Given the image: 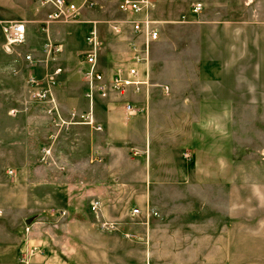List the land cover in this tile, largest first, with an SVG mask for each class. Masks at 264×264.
<instances>
[{
  "label": "rangeland",
  "instance_id": "1",
  "mask_svg": "<svg viewBox=\"0 0 264 264\" xmlns=\"http://www.w3.org/2000/svg\"><path fill=\"white\" fill-rule=\"evenodd\" d=\"M19 1L20 4L33 5L38 12L30 18L10 20H27V38L12 51L6 50L3 45L0 50V215H94L100 218L101 215L123 213L134 215L130 212L135 208L140 209V213L135 215H145L151 221L163 215H190L188 219L178 221L179 227L188 222L198 226L202 232L208 230L209 224L212 247L213 242L222 241L223 252L220 255H226L237 264H264V74L250 75V61H246L245 74L226 77V102L219 107L218 102L213 101L219 96V76L174 77L170 75L169 68L153 71L151 66L155 61H164L166 56L170 59L176 51L184 54L183 58L192 52L195 53L193 56H197V50L203 46L187 43L188 35L203 36L206 31L187 28L189 12L182 11L180 20L184 22L180 25L183 27L177 28V33H172L169 27H160L167 43L164 45L158 41L152 45L149 67L150 85L154 88L151 86L150 94L161 100L172 99L175 93L174 98L177 99H192L190 96L203 99L201 93L196 92L197 85L203 81L210 83V107H194L193 111L191 108L162 110L175 112L179 124H186L187 120L196 124L210 120L212 130L205 134V140H202V131L194 138L178 133V140L170 131L158 135L162 146L173 148L178 145V155L161 157L163 163H170L177 171L150 173L145 170L139 163V159L144 157L139 143H132L125 146L130 153L127 159L130 164L123 163L121 155L117 156L114 163L89 170L80 184L75 183L80 175L73 169L57 172L52 168L49 172H35L32 165L41 164L39 150L42 146L52 145L53 152L65 154L75 162L82 158L81 154L88 156L91 135L90 126L86 124L54 125L53 116L44 109L40 111L41 104L32 100L26 83L28 74L34 72L38 78H45L56 67H62V73L54 75L52 88L62 104L64 117L69 119V109L78 107L81 110L86 106L85 102L82 103L83 95L87 96L88 85L84 76L86 64L83 50L84 36L93 26L89 21L98 22L101 40L99 61L104 69L127 61L128 44L123 34L114 33L110 28V20L124 18L114 0H95L93 6L84 7L82 18L88 22H53L48 32L40 24L50 7H38L34 0ZM75 1L81 3V0ZM152 16L155 18L153 11ZM4 22L8 21H3L2 27L0 25V43L5 39ZM126 28L127 24L123 32ZM48 39L62 46L49 65L42 54V47ZM31 50H34L35 57L32 65L25 59V54ZM262 67L264 69V60H260ZM172 79H177L176 92L171 89ZM167 86L169 88L166 89ZM125 95L129 100L127 103L131 104V92ZM96 100L99 103V99ZM12 110L16 112L12 113ZM163 116L160 117L162 125L172 122L163 119ZM143 146L148 148L149 143ZM186 153H190L191 159L185 157ZM36 176L42 182L30 181ZM49 176L52 182L43 183V179ZM98 180L125 182L129 186L125 185L124 191L116 190L127 193L128 197L120 200L118 208L96 198L104 190L96 187ZM153 180L157 187L148 188ZM144 182L147 184L145 202L141 201ZM75 190L79 199L74 194ZM149 195L152 196L150 199ZM95 199L100 202L96 210L92 208ZM5 220L0 221L2 228H10ZM98 221L101 226H107V221ZM22 259L20 255L19 261Z\"/></svg>",
  "mask_w": 264,
  "mask_h": 264
},
{
  "label": "crops",
  "instance_id": "2",
  "mask_svg": "<svg viewBox=\"0 0 264 264\" xmlns=\"http://www.w3.org/2000/svg\"><path fill=\"white\" fill-rule=\"evenodd\" d=\"M114 1L119 3L121 0ZM151 1L159 29L169 27L172 33H177L176 29L183 27L180 24L184 22L180 20L181 12L187 11L190 16L187 28H202L206 31L203 36L190 34L186 37L188 44L203 45L197 50V56H193L195 53L192 52L190 56L183 58L184 54L176 51L170 59L166 56L164 61H155L151 66L153 71L169 68L170 75L174 77L219 76V96L213 100L218 102L219 107L226 102V77L245 74L243 71L246 61H250V75L264 74L263 67L260 68V60H264V0ZM34 2L36 6H41L36 0ZM196 3L202 4L198 12L193 11ZM37 12L38 8L28 3L20 4L19 0H0V25L2 27L3 21L18 17L30 18ZM158 41L164 45L167 43L161 29ZM4 44L5 39L0 43V50L2 45L5 47ZM35 51L40 52L37 48ZM184 60L187 61L186 64L183 63ZM176 80L171 81V89L175 92L178 91ZM151 86L149 83L141 93L127 91L132 94L130 100L135 108L133 111L127 107L129 100L125 94L110 93L107 97L97 95L93 101L83 95L82 103L85 102L86 106L80 111L90 112L101 127L96 129L90 126L91 149L88 156L81 154L82 158L73 162L65 154L53 152L49 162L40 158L41 164L32 165V170L49 172L53 168L52 170L59 172L73 169L80 175L75 183L80 184L89 170L93 171L99 165H110L117 156L121 155L122 162L130 164L127 160L130 153L125 146L139 143L138 147L144 156L139 159V163L145 170L148 169L150 173L158 170L177 171L170 163H163L161 157L178 155V145L173 148L162 146L158 135L170 131L178 140V133L186 134L187 137L192 135L190 138H194L195 134L202 131V140H205V134L208 135L212 130L211 121L202 120L196 124L187 120L186 124H179L175 112L162 109L191 108L193 111L194 107L208 108L211 104V86L206 81L198 83L196 92L201 93L203 99L190 96L192 99L187 100L174 98L176 93L172 99H155V94H150L154 88ZM147 94L149 97L145 99ZM54 97L62 108L58 97ZM43 106L40 105V111H44ZM71 109L79 110L78 107ZM163 114V119L172 120L165 126L160 122ZM146 143H149L148 148L143 146ZM39 152L42 157L41 150ZM37 176L30 181L42 182ZM44 182H52L51 176L44 178ZM153 182L154 180L149 182L148 188L157 187ZM125 185L129 186L122 181L112 183L109 180H98L96 187L104 190L96 198L118 208L120 200H125L128 195L116 189L124 191ZM142 187L141 201L145 202L147 184L144 182ZM108 189L114 190L109 192ZM75 193L79 199V193L76 190ZM151 197L149 195V199ZM189 217L190 215H163L160 219L151 221L145 215L124 213L101 215L100 218L94 215H0V221L6 219L10 226L2 228L0 224V264H237L226 255H220L223 252L222 241L217 244L213 242L212 247L209 224L208 230L202 232L198 230V226L188 222L179 227L178 221ZM98 219L107 221L110 226H101ZM20 255L24 261H19Z\"/></svg>",
  "mask_w": 264,
  "mask_h": 264
},
{
  "label": "built area",
  "instance_id": "3",
  "mask_svg": "<svg viewBox=\"0 0 264 264\" xmlns=\"http://www.w3.org/2000/svg\"><path fill=\"white\" fill-rule=\"evenodd\" d=\"M36 1L43 7H50L40 24L45 32L49 31L50 23L53 22H88V20L82 18L81 10L84 7H91L95 4V0H81V3L75 0ZM201 8L202 4L196 3L193 11L198 12ZM118 10L124 15V18L110 20V28L114 33L123 34L125 37L129 48L127 61L111 69L102 67L99 61L101 40L97 21H89L93 26L87 30L84 36L83 61L86 64L84 76L88 83L86 95L91 101L97 95L107 97L110 93L125 94L129 90H133L134 93H141L144 87L150 83L149 61L151 59V47L160 38L158 20L152 16V1L121 0L118 3ZM125 24L128 25V28L123 32ZM3 31L5 35L4 46L8 51H12L16 46L26 41L27 25L25 21L13 20L4 22ZM61 50L62 46L60 44L48 39L42 47V54L45 55L46 64L49 65V61L55 59ZM25 59L31 65L35 63V57L32 52L26 53ZM62 71V67H56L45 78H38L34 72H30L26 83L32 100L44 105L43 109L45 112L53 116L54 125L81 123L100 129V125L96 123L90 112L70 109L68 111L69 119L64 117L62 108L55 99L52 88L55 82L54 75H58ZM127 107L132 111L135 110L131 104H128ZM15 112V110H12V113ZM41 152V160L48 162L53 155L52 145L42 146ZM185 157L191 159L190 153H186ZM99 205V200L95 199L92 201L94 210L98 209ZM138 213H140V209L135 208L132 210V214ZM105 224L110 226L107 222ZM22 261L24 260L22 259Z\"/></svg>",
  "mask_w": 264,
  "mask_h": 264
}]
</instances>
